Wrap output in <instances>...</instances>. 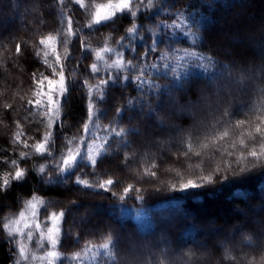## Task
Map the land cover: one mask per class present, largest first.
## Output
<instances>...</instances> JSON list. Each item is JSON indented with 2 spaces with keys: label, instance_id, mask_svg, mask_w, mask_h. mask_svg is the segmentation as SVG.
Here are the masks:
<instances>
[{
  "label": "snow or ice",
  "instance_id": "obj_1",
  "mask_svg": "<svg viewBox=\"0 0 264 264\" xmlns=\"http://www.w3.org/2000/svg\"><path fill=\"white\" fill-rule=\"evenodd\" d=\"M52 4L57 6L61 25L54 30V34L42 31L48 23L44 10L46 4L45 0H35L31 3L33 27L25 26V30L33 34L31 45L28 40L15 34L0 36V69H4L5 75H11L12 68L22 69L24 62L32 56L41 58L46 69H51V76L42 71L33 73L32 84L27 89L17 86L11 96L6 95L11 85L0 88V126L10 128V124H15V130L11 131V139L8 142L13 145L14 150H20L19 159L10 157L8 161L0 163V201L7 199L19 186L27 184L34 178V173L39 175V182L46 186H63L66 190L71 185L77 186V190L78 187L100 189L114 197L118 196L120 200L142 191L132 183L121 188V182L113 178V175L105 174L104 177L98 178L100 165L109 157L120 159L125 167L128 166L126 162L130 160V156L126 153L131 149L129 136H141L139 128L128 129L113 124L111 128L103 129L106 135L94 137L91 143H87L83 135L74 134L71 138L64 136L66 117L62 118V112L73 83L78 78V67L69 68V65L78 66L81 63L75 52L91 51L95 57L94 61L91 55L84 57L85 61H92L88 64L90 75L82 77L80 85L86 89L88 99L87 121L81 122L84 134L92 135L91 125L95 123L97 102L107 98L109 86L120 85L123 88L124 82L130 81L136 90L142 93L139 100H147L146 104L140 105L141 115L154 122L155 135L147 141V147L151 149L155 146L161 153H172L174 150L176 158L190 162V167L193 157L199 160L193 169L195 178L184 179L180 172H176V176L181 177V182L178 189L175 184L171 185L174 190L204 188L216 183L222 174L226 181L229 174L244 179L255 171H264V30L259 36L240 37L233 51L227 54L231 57L229 62L221 64L213 56L204 57L197 52H190L188 48H173L169 51H161L158 48V41L153 38L159 35L158 30L181 31L193 45L201 41L202 37L185 25L182 13L158 17L155 24L141 23L138 28V18L142 19L153 10L159 8L161 12H171L168 6H162L161 0H108L107 3H94L93 0H52ZM81 16L85 18L84 22H81ZM122 16L130 18L128 23L131 26L125 29L127 36L132 39L139 37L151 40L143 50L137 49L131 41L122 44L123 36L114 43L121 44V48H128L127 55L109 46L107 41H104L103 47L93 49L86 39L80 38L79 34L83 28L119 25ZM169 20L172 22L169 23ZM73 38L79 41V47L70 51L68 46L73 42ZM159 43H163V40ZM60 47L63 48V54L59 51ZM153 53H159L161 61L167 60L169 55L177 61H183L185 57L198 61L206 60L207 65H195L205 71L208 70V65H219L221 70L212 81L215 87L205 84V87L194 91L191 82L185 81L162 96L158 95L159 88L154 84L144 89L148 82L146 77L151 79L147 69L157 67L155 63H149V60L153 59ZM9 62L10 67L5 68ZM101 65L106 77L101 75ZM164 66L169 69L174 81L181 80L177 68L183 65L172 66L169 63ZM29 92L31 95L25 103ZM146 92H155L157 95L148 97L144 94ZM154 100H159L158 105L154 106ZM125 103L132 105V99L126 97ZM33 109L36 111L33 112ZM115 111L117 116L122 115L121 108L117 107ZM26 122L34 123V129H25ZM41 131L42 136L38 135ZM76 140L85 145L86 151L81 150L80 144L75 143ZM58 143L61 151L57 158ZM197 145L200 150H195ZM65 147L68 149L66 154L62 151ZM0 152L6 154L3 148H0ZM120 153L125 154L121 156ZM136 155V152L131 153L133 157ZM153 155L150 151L143 155V159L149 160V164L144 166V171L140 174L141 179L145 181H154L159 176V164L151 162ZM30 160L32 163H28ZM209 160L216 161L215 167L210 166ZM202 164L208 168L207 171L201 167ZM197 168L200 169L199 172L195 171ZM85 176L89 178L85 179ZM114 187L120 188V191H113ZM136 198L141 199L140 196ZM19 199L18 196L17 203ZM71 203L75 204L76 201ZM24 209L18 216L11 211L3 215L0 211V237L11 248L12 256L16 257L15 264L37 259L34 253H29L25 242L17 241V236H24L27 241H34L37 248L44 249L39 259L47 260V264H55L57 261L71 264L82 258L79 251L71 255H65L63 251L62 221L65 225L64 236L79 244V234H73L75 225L68 220L69 209L54 210L52 202L41 199L38 194L25 201ZM45 220L51 222V227ZM245 228L250 231L245 232ZM34 231L39 233L38 238L34 236ZM235 232L243 245L250 246L251 255L243 251L237 253L233 238L232 241L221 242L223 257L220 264H223L224 259H227L229 264H264V244L260 243V239L264 238V220L259 223L258 231L245 224ZM118 243L119 241H114L113 235L108 233L98 245V249L113 261H117ZM92 251L91 242L85 243L83 252ZM216 251L220 249L214 245L212 251L207 246L200 245L183 255L191 260L192 264H200ZM92 259H96L95 252Z\"/></svg>",
  "mask_w": 264,
  "mask_h": 264
},
{
  "label": "trees",
  "instance_id": "obj_2",
  "mask_svg": "<svg viewBox=\"0 0 264 264\" xmlns=\"http://www.w3.org/2000/svg\"><path fill=\"white\" fill-rule=\"evenodd\" d=\"M246 1V2H245ZM35 0H0V36H9L12 34L26 39L31 45L32 33L25 30L27 25L33 27L31 3ZM94 3H107L108 0H93ZM162 6H168L171 12L164 13L160 9L153 10L142 19L138 18V28L141 23L155 24L158 17L171 16L172 13H182V19L193 32L201 36V41L197 44H191L178 30H158L159 35L153 37L158 41V48L161 51H169L173 48H188L190 52L208 57L213 56L221 64H227L229 57L227 54L232 52L237 41L242 36H259L264 30V0H161ZM45 12L48 16V23L44 25L42 31L54 34V30L59 28L60 21L57 15V6L52 4V0H45ZM229 4L238 5L237 7H228ZM51 6V7H48ZM30 10V11H29ZM130 18L122 16L119 25L112 27L95 26L92 29L83 28L80 38L86 39L93 49H99L104 46V41L108 45L129 54L128 48H121V44L114 41L120 40L123 36L122 44L131 41L137 49L143 50L146 44L151 40H144L139 37L132 39L127 36L125 29L131 25L128 23ZM81 22L85 21L83 16ZM2 21L7 23L2 24ZM172 21L169 20V23ZM98 29V30H97ZM223 33L228 35L223 39ZM90 34V35H89ZM163 40V43L159 41ZM69 50L79 47V41L73 38L69 44ZM31 51V47H29ZM59 51L63 54V48ZM183 54V53H180ZM81 60L77 65L78 78L72 86L70 95L67 96L62 118L66 117L64 127V136L71 138L73 135H83L87 143H91L94 137H103L106 133L104 128H111L113 124L128 129L139 128L142 135H130L131 149L126 153L130 156L127 161V167L122 164L120 159L107 158L100 165L98 178L105 174L113 175L118 179L120 187L129 183L142 189L140 193H132L125 200H120L118 196H112L108 192L100 189L89 190L75 185L69 186L66 190L63 186H46L39 182V175L34 173V178L27 184L15 189L7 199L0 201V211L7 215L9 211L19 213L24 210V203L31 199L32 195H40L41 199L51 201L54 210L69 209L68 220L73 223V234H79V244L72 239L64 236L65 225L61 222V237L63 240V251L65 255H71L73 252H81L82 258L71 262V264H192L183 253L196 249L200 245H205L212 251L213 245L220 251L202 260L200 264H220L223 257L221 242H229L235 238L236 251L251 252L250 246L243 245L235 230L245 224L252 226V229L259 230V223L264 220V171H255L246 178L241 179L232 174L228 175V180H224L223 174L213 185H207L204 188L179 191L174 190L171 185L175 184L179 188L181 177L184 179L195 178L193 169L195 163L199 160L193 157L192 167L190 162L182 159L178 160L174 154L168 151L160 152L159 148L153 146L147 147V141L155 135L154 122L145 119L140 112V105L146 104L147 100L140 101L142 95L137 91L130 81L124 82V87L120 85L109 86L107 98L100 102L94 117L95 123L91 125L93 131L89 136L82 131V121H87V103L86 89L80 85L82 77L90 75L88 64L95 60L91 51L88 53L75 52ZM85 55H91L92 61H85ZM153 59L149 63H155L156 69L148 68L147 72L151 79L144 85L147 89L150 84L158 86V95H164L170 89L178 86L180 83L191 82L194 91L205 87V84H212L213 78L221 70L219 65L212 67L208 65V70L196 67L197 63L207 61H198L197 59L185 57L183 61H177L172 55L168 59L161 61L159 53L152 54ZM50 60L52 58L50 57ZM181 64L183 67L177 68V74L181 77L180 81H174L173 76L165 64ZM11 62L4 67L9 68ZM259 64V61H257ZM251 65H249L250 67ZM102 67V65H101ZM45 72L51 76V69H46L41 58L32 56L23 64V68H12L11 75H5L4 69H0V88L11 85L6 95L16 90L17 86L27 89L32 84V75L36 72ZM101 75L106 77V73L101 71ZM23 81V83H21ZM188 86L187 84L185 85ZM126 89V90H125ZM148 97L157 95L155 92L144 93ZM30 92L25 97V103ZM132 99V105L125 103V98ZM195 99V97H192ZM18 99V97H17ZM159 100H154L153 104L158 105ZM122 110V115H116V108ZM36 110L33 109V112ZM35 127L34 123H25L24 128L31 131ZM15 130V124H10V128L0 126V148L6 150L0 152V163L8 161L10 157L19 159L20 150H14L13 145L9 143L11 131ZM38 135H43L41 131ZM63 142V137L61 138ZM99 142V141H97ZM80 144L79 140L75 141ZM81 150L86 151L84 144H80ZM230 147V145H225ZM67 147L62 151L66 154ZM195 150H200L197 145ZM61 148L57 144L56 155L59 157ZM154 153L151 156V162L158 163L159 176L156 180L141 179L140 174L144 171V166L149 164V160L143 159L145 152ZM136 152V156H131ZM125 153H120L123 156ZM207 159V157H206ZM28 163H32L30 160ZM211 167H215L216 161L209 160ZM26 166V165H25ZM208 168L205 165H201ZM199 172L200 169H195ZM176 172L181 173V177L176 176ZM85 179L89 177L85 176ZM75 177H73V180ZM37 189L38 191H33ZM113 191H120V188H113ZM19 196V203L17 197ZM140 196L141 199L136 197ZM76 201L75 204L71 203ZM42 211V209H41ZM92 212V214H90ZM85 217L84 222L80 220ZM78 224H77V223ZM207 224L214 226V234L205 237L204 227ZM250 229L245 228V232ZM111 233L114 241L118 240V260L113 261L98 249V245L105 239L106 234ZM217 235V236H216ZM17 241L22 239L16 238ZM91 242L93 251L84 253L85 243ZM264 244V238L260 239ZM130 247L134 250L131 253ZM29 252L35 253L37 247L34 241H29ZM58 250H60L58 246ZM93 252L96 253V259L93 260ZM16 257L12 256V250L4 243L0 237V264H15ZM56 264H62L57 261ZM66 264V262H63ZM223 264H229L227 259Z\"/></svg>",
  "mask_w": 264,
  "mask_h": 264
},
{
  "label": "rangeland",
  "instance_id": "obj_3",
  "mask_svg": "<svg viewBox=\"0 0 264 264\" xmlns=\"http://www.w3.org/2000/svg\"><path fill=\"white\" fill-rule=\"evenodd\" d=\"M246 2V1H245ZM30 11V10H29ZM4 23H7V21H2V24L4 25ZM1 30V29H0ZM251 35V34H250ZM223 39L226 40V38H228V35L225 33H223ZM249 36V35H248ZM25 210V209H24ZM24 210H21V211H24ZM19 213H17L16 215L18 216ZM92 214V212L90 213ZM85 221V217H83L80 222H84ZM45 223L48 224L49 227H51V222L50 221H47L45 220ZM77 223V222H76ZM79 223V222H78ZM77 223V224H78ZM204 235L205 237H208L210 234L213 235L214 234V226L211 225V224H207L205 227H204ZM25 232H27V229H25ZM34 236H36L38 238L39 236V233H36L34 231ZM217 236V235H216ZM19 239H22L21 242H25L27 245H29V241L26 240V238L24 236H17ZM38 250L35 251V255L37 256V259L35 260H29L28 262H23V264H47V260H40L39 257L43 255L44 253V249H39L37 248ZM29 250V248H28ZM134 250L133 247H130V252L132 253ZM30 254H32L31 252H29ZM56 264V262H55Z\"/></svg>",
  "mask_w": 264,
  "mask_h": 264
}]
</instances>
